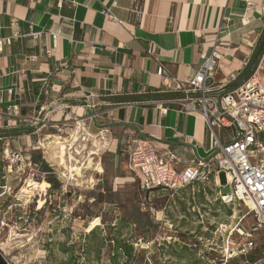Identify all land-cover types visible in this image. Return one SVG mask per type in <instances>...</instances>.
Wrapping results in <instances>:
<instances>
[{
  "label": "crops",
  "instance_id": "obj_1",
  "mask_svg": "<svg viewBox=\"0 0 264 264\" xmlns=\"http://www.w3.org/2000/svg\"><path fill=\"white\" fill-rule=\"evenodd\" d=\"M135 2L142 5L138 19ZM250 2L0 0V128L28 147V128L45 125L38 115L82 117L92 113L86 104L93 94L126 170L128 144L140 134L183 159L210 156L204 120L167 104L180 95L167 88L192 76L217 39L225 55L216 78L235 74L230 87L239 84L264 32V0ZM13 104L18 113L9 111Z\"/></svg>",
  "mask_w": 264,
  "mask_h": 264
},
{
  "label": "rangeland",
  "instance_id": "obj_2",
  "mask_svg": "<svg viewBox=\"0 0 264 264\" xmlns=\"http://www.w3.org/2000/svg\"><path fill=\"white\" fill-rule=\"evenodd\" d=\"M101 116L70 111L50 121L38 115L45 125L28 128V147L0 128V255L6 264H114L116 238L133 251L115 264H248L244 244L252 238L261 248L264 230L249 238L255 215L244 202L222 200L219 189L231 191L225 178L221 187L211 180L177 192L139 191L126 157L112 151V129Z\"/></svg>",
  "mask_w": 264,
  "mask_h": 264
},
{
  "label": "built area",
  "instance_id": "obj_3",
  "mask_svg": "<svg viewBox=\"0 0 264 264\" xmlns=\"http://www.w3.org/2000/svg\"><path fill=\"white\" fill-rule=\"evenodd\" d=\"M250 5V0H246ZM135 19L142 14V5L131 7ZM10 42V40H6ZM222 39L214 42L210 52L201 53V62L192 76L175 80L167 90L180 94L165 102L188 114H198L205 122L209 134L210 156L196 154L187 159L179 156L170 146H161L153 137L138 135L132 138L127 150V170L133 176L139 191L164 189L177 192L189 185L216 181L222 177L231 188L219 194L225 203L238 201L251 203L256 225L248 234L264 230V51L253 72L241 84L230 87L238 80L232 74L227 82H219L216 73L222 56ZM2 41L0 40V45ZM153 53V48L149 49ZM162 71V70H161ZM87 109L99 116L98 102L91 94ZM18 105L10 106L15 113ZM185 151H191L185 148ZM231 177V179H229ZM258 243L252 238L241 251L247 255L255 251ZM253 264H264V240Z\"/></svg>",
  "mask_w": 264,
  "mask_h": 264
},
{
  "label": "trees",
  "instance_id": "obj_4",
  "mask_svg": "<svg viewBox=\"0 0 264 264\" xmlns=\"http://www.w3.org/2000/svg\"><path fill=\"white\" fill-rule=\"evenodd\" d=\"M36 162L41 163L42 170L49 175L47 176V181L51 184V186L53 188H58L59 184H58L57 179L54 176H51L50 174L52 171L50 166L45 161L40 160V159ZM96 232H97V227H94L92 230H90L89 235L94 236ZM116 241H117V247L114 249L113 251L114 255L112 256V260L114 261V264L116 260L119 258V256L121 255V253H123L126 256H130L133 251V246L131 244L123 242L122 240H119L118 238H116ZM260 250H261L260 248H257L252 253L245 255L248 259H251L250 261L248 260V264H253L256 258H258Z\"/></svg>",
  "mask_w": 264,
  "mask_h": 264
},
{
  "label": "water",
  "instance_id": "obj_5",
  "mask_svg": "<svg viewBox=\"0 0 264 264\" xmlns=\"http://www.w3.org/2000/svg\"><path fill=\"white\" fill-rule=\"evenodd\" d=\"M264 51V32L259 40V44L248 64V66L246 67V69L244 70V72L242 73L241 79L239 84H241L243 82V80L248 77L254 70V67L256 66L261 54ZM0 264H6V261L1 257L0 255Z\"/></svg>",
  "mask_w": 264,
  "mask_h": 264
},
{
  "label": "bare ground",
  "instance_id": "obj_6",
  "mask_svg": "<svg viewBox=\"0 0 264 264\" xmlns=\"http://www.w3.org/2000/svg\"><path fill=\"white\" fill-rule=\"evenodd\" d=\"M64 149V148H63ZM92 153H94V152H92ZM229 179H231V177H229ZM30 183H32V182H30ZM38 184V183H37ZM247 205L248 206H252V204L249 202V203H247Z\"/></svg>",
  "mask_w": 264,
  "mask_h": 264
}]
</instances>
